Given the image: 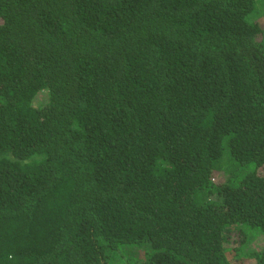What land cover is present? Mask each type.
Listing matches in <instances>:
<instances>
[{
    "label": "trees",
    "instance_id": "trees-1",
    "mask_svg": "<svg viewBox=\"0 0 264 264\" xmlns=\"http://www.w3.org/2000/svg\"><path fill=\"white\" fill-rule=\"evenodd\" d=\"M0 264H264V0H0Z\"/></svg>",
    "mask_w": 264,
    "mask_h": 264
}]
</instances>
